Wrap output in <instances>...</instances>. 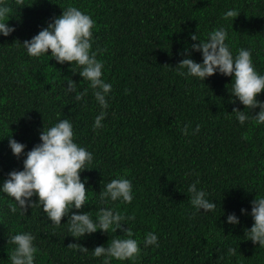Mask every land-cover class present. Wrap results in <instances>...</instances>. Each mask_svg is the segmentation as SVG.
Returning a JSON list of instances; mask_svg holds the SVG:
<instances>
[{
	"label": "trees",
	"instance_id": "trees-1",
	"mask_svg": "<svg viewBox=\"0 0 264 264\" xmlns=\"http://www.w3.org/2000/svg\"><path fill=\"white\" fill-rule=\"evenodd\" d=\"M12 8L6 23L14 26L9 36L0 33V187L12 170H23L26 154L41 143L40 133L60 120L73 125L74 142L93 154L80 175L93 218L100 208H112L135 220L131 227L139 241L135 260L111 264H264V247L246 239L254 223L251 201L264 197V124L251 114L243 125L233 108L248 112L238 99L231 102L232 77L217 72L202 81L178 74V63L188 58L202 63L201 52L191 49V34L204 40L220 27L228 31L226 43L233 55L250 49L255 69L264 75V0H4ZM69 6L95 21L92 51L103 61L102 79L112 85L106 96L109 107L103 127L93 130L102 111L89 81L79 75L73 62L58 63L51 51L29 56L23 41L30 40ZM240 12L233 20L224 13ZM77 91L87 89L80 101L67 91V81ZM232 81V82H231ZM257 99L264 102V91ZM188 126V135L181 131ZM200 125V131L193 130ZM247 135L248 139L243 137ZM23 143L17 158L9 138ZM132 181L133 200L102 203L99 192L112 179ZM207 193L215 211L196 210L188 187ZM37 200L34 195L31 198ZM14 199L0 191V264H11L8 253L15 247L8 238L28 232L38 249L34 264H103L93 249L114 238H126L97 230L76 238L68 231V217L56 227L42 207L13 214ZM245 209L247 214L241 212ZM72 211H77L72 209ZM234 213L236 225L227 222ZM148 232L158 237L159 247H145ZM80 243L82 253L69 247ZM236 254L230 255L229 248Z\"/></svg>",
	"mask_w": 264,
	"mask_h": 264
},
{
	"label": "clouds",
	"instance_id": "clouds-1",
	"mask_svg": "<svg viewBox=\"0 0 264 264\" xmlns=\"http://www.w3.org/2000/svg\"><path fill=\"white\" fill-rule=\"evenodd\" d=\"M17 6H24V0H15ZM12 8L0 0V33L5 37L15 31L14 26H9L6 21L10 18ZM240 12L236 9L224 13L223 19L233 20ZM95 21L90 15L83 13L77 7L69 6L63 9L59 17L53 18L47 27L30 40L23 41V46L29 56L40 57L51 51V57L58 63L75 62L80 68L79 75L83 80L89 81V87L93 90L95 100L102 111L95 117L93 130L102 128V121L107 116L105 111L109 105L106 96L111 92L112 85L102 79L103 61L97 59V53L92 51L93 32ZM228 31L220 27L207 34V38L201 40L197 33L191 34L193 43L191 49L201 52L202 63L188 58L191 53L185 50L186 58L178 63V74L200 78H206L219 72L222 75L232 77L231 102L238 99L248 112L233 108L236 119L243 125L251 114V110L259 108L251 118L257 125L264 124V102L257 99L258 94L264 91V75L257 72L252 61L250 49L240 48L234 56L226 43ZM231 81V82H232ZM67 91L75 93V100L80 101L87 95V89L77 91L76 82L72 79L67 81ZM184 135H188V126L181 129ZM200 131V125L193 130V134ZM248 139L247 135L243 137ZM41 143L36 144L27 152L23 160V170H12L8 178L3 182L0 191L12 197L15 203H9V210L15 214L18 209L21 214H26L29 207L39 204L48 220L59 227L62 217L67 216L69 221L68 231L73 237L80 238L85 234L95 233L98 229L105 233L109 230L116 233L120 229L126 238L111 239L107 246L100 245L93 249L94 257H103V264H111L113 259L119 261L135 260L141 252L139 241L132 238L134 233L131 227H123L127 221L135 220V216H127L112 208H100L96 217L93 218L88 211H82L87 204V191L85 182L80 173L90 169L93 154L84 147L74 142L72 123L63 119L54 126L40 133ZM9 147L13 155L19 158L24 154L25 145L9 138ZM122 177L112 179L99 192L102 203L109 200H120L131 203L133 200L132 181ZM196 183L191 184L187 192L190 194V204L198 211H215L216 204L210 202L207 193L197 188ZM37 197L36 201L31 198ZM250 215L254 223L250 229L245 230L246 239L252 243L264 247V197L255 198L251 201ZM76 209L77 211H72ZM241 212L246 213L245 209ZM229 224L236 225L239 218L234 214L227 216ZM35 236L28 232L17 233L8 238L7 243L15 245L8 253L11 264H34L35 254L38 249L34 246ZM145 247L154 245L159 247L158 237L154 232H148L144 239ZM69 247L76 251L87 253L88 248L80 243H70ZM229 254L235 255L236 249L229 248Z\"/></svg>",
	"mask_w": 264,
	"mask_h": 264
}]
</instances>
